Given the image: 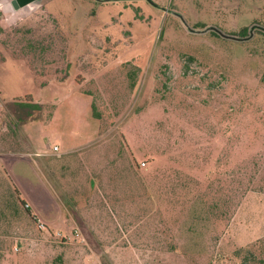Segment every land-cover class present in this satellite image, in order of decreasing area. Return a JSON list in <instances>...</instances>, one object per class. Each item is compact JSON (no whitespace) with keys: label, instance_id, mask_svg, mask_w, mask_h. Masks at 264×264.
<instances>
[{"label":"rangeland","instance_id":"rangeland-1","mask_svg":"<svg viewBox=\"0 0 264 264\" xmlns=\"http://www.w3.org/2000/svg\"><path fill=\"white\" fill-rule=\"evenodd\" d=\"M255 21L264 0H0V264H264V35L210 31Z\"/></svg>","mask_w":264,"mask_h":264},{"label":"trees","instance_id":"trees-1","mask_svg":"<svg viewBox=\"0 0 264 264\" xmlns=\"http://www.w3.org/2000/svg\"><path fill=\"white\" fill-rule=\"evenodd\" d=\"M198 25L205 26L201 23H199ZM215 27H217L220 31H222L223 34L219 30H215V29L210 28V31L213 35L218 36V37L224 36V37H227L229 39H235L238 41H249L250 39L253 38V34L264 35V24H262L258 21H255L251 25H246V26L242 27L237 32H230V33L228 31H225L220 26H215ZM20 105H22L26 108H29V109H35V110H41L42 109V103H40V102L28 101V102H22V103H20ZM92 107H93V115L97 118H100V112L97 109L95 101H93ZM27 210L30 211V208H27Z\"/></svg>","mask_w":264,"mask_h":264},{"label":"water","instance_id":"water-1","mask_svg":"<svg viewBox=\"0 0 264 264\" xmlns=\"http://www.w3.org/2000/svg\"><path fill=\"white\" fill-rule=\"evenodd\" d=\"M33 1H35V0H13V4H14V6H15L16 8H18V7H23V6L29 4V3L33 2ZM210 28H211V29H215V30H219V29H218L217 27H215V26H211ZM219 31H220V30H219ZM220 32L223 34L222 31H220Z\"/></svg>","mask_w":264,"mask_h":264},{"label":"built area","instance_id":"built-area-1","mask_svg":"<svg viewBox=\"0 0 264 264\" xmlns=\"http://www.w3.org/2000/svg\"><path fill=\"white\" fill-rule=\"evenodd\" d=\"M143 165L145 164V162L142 163Z\"/></svg>","mask_w":264,"mask_h":264}]
</instances>
